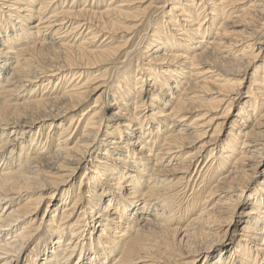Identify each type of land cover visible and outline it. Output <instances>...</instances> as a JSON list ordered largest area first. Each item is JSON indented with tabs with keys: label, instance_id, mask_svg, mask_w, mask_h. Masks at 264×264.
Wrapping results in <instances>:
<instances>
[{
	"label": "bare ground",
	"instance_id": "1",
	"mask_svg": "<svg viewBox=\"0 0 264 264\" xmlns=\"http://www.w3.org/2000/svg\"><path fill=\"white\" fill-rule=\"evenodd\" d=\"M49 1L54 0H39L38 4L37 0H25L24 4L19 0H0V43L3 53L13 54L16 62L11 79H0V93L13 94L17 85L14 90H5L13 79L24 80L32 72L35 75L34 80L27 81L32 87L22 103H0V134L12 137L9 145V140L0 145V153L10 150L13 155L15 148L20 147V159L13 161L10 156L0 167V264H72V257L76 259L73 264H109L115 253L111 264H208L214 251L222 248V252L228 245L232 256L229 261L223 258V264H264V0H164L158 8L153 0H129L99 13L72 7L57 12L52 6L38 20L46 19L45 29L51 30L53 36H63L60 41L56 38L57 43L53 38L37 42V26L28 27L27 22L34 14L45 12ZM134 4H141L137 8L141 13H128L131 9L126 7ZM152 7L161 11L155 13L154 21L151 17L144 23L149 32L142 34L146 41L139 47L142 53L135 65L141 72L135 78L134 101L129 98L130 84L124 82L128 68L114 81V90H110L119 106L105 120H120L122 130L135 131V142L132 138L127 142V133L120 136V131L115 130L113 135L106 134L98 121L104 113L98 102L106 98L110 82L99 84L102 77L90 84L89 79L82 84L80 81L86 70L103 66L115 57L123 58L120 64L126 63L131 55L129 47L119 59L120 46L90 49L86 45L97 38L95 29L101 33L106 29L118 31L115 34L126 37L128 45L133 31L143 25L146 11ZM64 28L66 31L60 33ZM85 30L84 34L91 36L89 41L81 38L78 45L65 42L70 35H81ZM21 42L23 46H19ZM16 46L20 47L18 51L13 49ZM48 56L59 62L48 65ZM0 58L3 69L7 61ZM106 72L105 68L103 75ZM248 77L249 88L242 99ZM67 79L74 84L66 87L64 94L44 96L48 93L44 85L39 88L44 89L41 95L35 96L36 84H61ZM149 83L153 92L159 94L167 88L169 94L166 92L167 101L161 110L152 112L154 119L144 120L147 107L158 101L148 88ZM94 95V105L60 129L55 153L44 144L36 150V138L26 139L24 126L62 125L70 113ZM82 117L86 121L80 138L70 146L69 132L72 126L77 128ZM152 124L154 127L149 130ZM228 128L227 136L220 139ZM64 133H68L65 138ZM102 133L108 138L100 143ZM33 149L37 155L30 158L29 150ZM203 156L207 158L201 171L206 169L207 178L201 194L206 191V199L202 202L204 195L199 194V202L188 198L187 207L177 216V204L173 202L181 192L178 189L177 193V187L187 183L192 171L196 173ZM82 164L85 170L76 194L69 196L70 203L66 204L68 196L60 200L64 205L61 214L57 221L50 220L51 227L47 226L57 240L38 242L34 250L22 257L27 245L41 237L44 218L37 224L39 206L55 205L52 198L58 187L68 185ZM28 170L31 172L26 173ZM93 180H99V185ZM256 185L262 189L247 200ZM90 192L92 199L86 195ZM101 197L108 201L103 209ZM129 205L134 210L132 217L127 218ZM243 206L239 217L237 211ZM152 209V216L144 217L146 210ZM58 211L57 208L55 216ZM183 216L186 220L180 223ZM98 228L95 235L93 230ZM64 239L68 240L62 247ZM55 247L62 251L61 261Z\"/></svg>",
	"mask_w": 264,
	"mask_h": 264
},
{
	"label": "rangeland",
	"instance_id": "2",
	"mask_svg": "<svg viewBox=\"0 0 264 264\" xmlns=\"http://www.w3.org/2000/svg\"><path fill=\"white\" fill-rule=\"evenodd\" d=\"M55 1V2H54ZM54 1H49V4H48V7L45 9V10H43V11H45V12H43V13H41V14H38L37 15V13L36 14H34V16H33V19H31V22L30 21H28L27 23V25H28V27L30 26V27H33V26H37V28H35L34 29V32L35 31H39L38 33H37V35H36V39H37V42L38 41H41V40H43L44 41V39L46 38H48V40H46V42H49V39H54L53 40V42L55 41L56 43L57 42H59L60 41V39H61V37L63 36V34H57L58 36H56V35H54L53 36V34H52V31L51 30H46L47 29V26H46V24H44L43 22V20H46V19H41V22H39L40 20H38L39 19V17H43L44 16V14H46V13H49L50 11H51V9H53V8H55V10L57 11V12H59V11H61L62 9H64V10H66L67 8H71L72 7V9H74V10H80V9H84V10H86L87 11V13H99L100 11L101 12H103V11H105L106 9H108V7L110 6V7H115V6H118V5H121V4H125V2L127 3V1H129V0H54ZM139 1V0H138ZM19 2H22L23 4L25 3V0H19ZM54 2V3H53ZM153 2H155V4L154 5H157L156 7L158 8V7H161L162 6V4H163V2H164V0H153ZM39 3V0H37V4ZM135 3H137V2H135ZM148 3H146V4H144L143 5V7L144 6H146ZM52 6H53V8H52ZM67 6V7H66ZM93 6V7H92ZM135 6V7H134ZM134 6L133 7H126V8H130L131 9V11L130 10H127V11H129L128 13H133V12H139V13H141V11L140 10H138L137 8H139V6H141V4H134ZM142 7V8H143ZM35 9V11H36V9L38 8V5H36L35 7H34ZM157 8H150L148 11H146L145 13L148 15L147 16V18L144 20V21H142V24L143 25H141L140 27H138V28H136L134 31H133V33H134V36H132V41H129V46L127 45V44H125V40L127 39L126 37V39L125 38H121L123 35L122 34H115L116 32H118V31H115V32H113L112 33V31H110V30H105V32H102L101 33V31L100 30H98V29H95L96 30V32H98V33H96V35H97V38L94 40V43H90V46H89V44H87L86 45V47H90V49H97L98 48V46H99V48H102V49H104V48H108V47H110V48H113V47H115V46H120L121 47V50L122 51H119V52H121L120 53V56H119V59H120V57L122 56H124V54H125V52H126V48L125 47H129V51H130V54L131 55H129V57H128V61L126 60V63H124V64H120L121 63V61L123 60V58L122 59H120V60H116V57H115V59L114 60H112V61H110L109 63H104L105 65H103V66H93L92 68H94V69H89V70H86L83 74H82V76H81V84L86 80V79H89V83L88 84H90V82H92L93 80H96L97 78L96 77H98V78H101V79H99L100 80V82H99V84L100 83H108V82H110V89H109V91H108V93H107V95H106V98L105 97H103V98H100L99 99V102H98V106L100 105L101 106V108H103L102 109V112H104L103 113V116H100L98 119V121H100V122H102V126H101V128H102V130H103V132H104V130H106V134H112L113 135V133L115 132V130L116 131H120L119 133H120V136H121V134L123 133V132H125V133H127V137L125 136V138L127 139L126 141L127 142H130V140H131V138H132V141H134L135 142V136H134V138L132 137L133 136V134H135V133H133V132H135V131H130V130H128V131H126V130H122V122L120 121V120H118V121H116V122H111L109 119L106 121L105 120V118H109V116L110 115H112L113 114V112L115 111V109L117 108V106H119V104H118V102H117V99H116V96H114L111 92H110V90H114V81L117 79V78H121L124 74H125V72H126V70L128 71V69H129V71H128V73L126 74V76H125V81L124 82H126L125 84H130V86H131V94L129 95V98L132 100V102L134 101V96H135V92L133 91L134 90V87L136 86V84H135V78H136V75H138L141 71L139 70V68L137 67V66H135L136 65V61L139 59V57H140V54L142 53L141 51H140V48L139 47H141V45H145V38L142 36V34H144L147 30H148V32H149V27L148 26H146L144 23H145V21L146 20H148V19H150L151 17H152V21H154L155 19H156V16H155V13H160V9H157ZM1 9V8H0ZM2 11H3V9H2ZM5 11V10H4ZM3 11V12H4ZM96 11V12H95ZM2 15H4V13H2ZM36 15V16H35ZM43 15V16H42ZM47 16V15H46ZM38 17V18H37ZM1 18V17H0ZM208 18H209V16H208ZM92 18H91V16L89 17V21L91 20ZM96 20L94 19L93 20V24L94 23H96L95 22ZM113 21H116V19H114L113 18ZM156 22V21H155ZM161 22H162V20H160L158 23L159 24H161ZM32 23V24H31ZM41 23H43V24H41ZM2 24V23H1ZM40 26H39V25ZM157 24V23H156ZM158 24V25H159ZM35 26V27H36ZM39 26V27H38ZM44 26V27H43ZM155 27V26H154ZM39 28H40V30H39ZM43 28V29H42ZM46 28V29H45ZM95 27H92V30L94 29ZM46 30V31H45ZM151 30V29H150ZM66 31V28H64L63 30H61V32L60 33H62V32H65ZM166 31L168 32V29L167 30H164V33H166ZM82 32V31H81ZM154 32V31H153ZM87 33V30H85V32H83L81 35H80V33H74V34H72V35H70V37H68L67 39H65L66 41L65 42H68L69 41V43H73V44H75V45H78L80 42H81V38H85V41H89L88 39H89V37H91V36H88V35H85V34ZM111 33V35H109ZM214 33V30L211 32V36H209V37H207V41H209L211 38H212V34ZM40 34V35H39ZM106 34V35H105ZM61 35V36H60ZM104 35V36H103ZM121 35V36H120ZM1 36H4V35H1ZM52 36V37H51ZM56 36V37H55ZM107 36H108V38H107ZM88 37V38H87ZM101 37V38H100ZM4 38H5V36H4ZM43 38V39H42ZM56 38H58V40L56 39ZM103 38V39H102ZM36 39H35V41H36ZM105 39V40H104ZM110 39H112V40H110ZM143 39V40H142ZM63 40V39H62ZM71 40V41H70ZM75 40H77L76 42L77 43H75ZM122 40V41H121ZM123 40H124V42H123ZM141 40V41H140ZM34 41V42H35ZM102 41V42H101ZM105 41H109L108 43L107 42H105ZM112 41V42H111ZM120 41V42H119ZM140 41V42H139ZM25 42V41H24ZM100 42V43H99ZM115 42V43H114ZM121 42H123V43H121ZM139 42V43H138ZM101 44V45H100ZM123 44H125V45H123ZM2 43H0V57H5V60L7 61L6 62V66L3 68V69H1L0 68V71L3 73H1V75H0V79H4L5 81L4 82H6L8 79L7 78H9L10 77V79H11V77H12V75H13V70H12V68H13V66L16 64V62H15V59L13 58L14 57V55L13 54H11V53H3V47H2ZM20 45H22L23 46V42H21L20 44H19V46ZM127 45V46H126ZM138 45H140V46H138ZM19 46H16L15 48H13L14 49V51H18V49L20 48ZM136 46H138L137 48H135ZM98 48V49H99ZM124 48H125V51H124ZM13 51V52H14ZM137 51H139V52H137ZM50 56V55H49ZM48 56V57H49ZM136 56V57H135ZM46 57V60H48V61H50V64H48V65H55L56 63H58L59 62V60H57V59H55V58H52V57ZM129 59H130V61H129ZM45 60V61H46ZM54 61V63H53V61ZM44 61V62H45ZM2 62V58H0V63ZM165 66H167V65H163V67H165ZM261 66H264V62L261 64ZM104 67V68H103ZM120 67V68H119ZM6 68V69H5ZM105 68H106V70H107V72L103 75V71H105ZM117 68H119V69H117ZM128 68V69H127ZM5 69V70H4ZM100 69V70H99ZM124 71H123V70ZM164 69V68H163ZM120 70V71H119ZM5 72V73H4ZM160 72V71H159ZM159 72H158V74H159ZM261 72V71H260ZM262 74V73H261ZM10 75V76H9ZM95 75V76H94ZM161 75V74H160ZM8 76V77H7ZM32 76H35L34 74H33V72L32 73H30L29 74V76H28V78H25L24 80L23 79H20V80H18V78H15V79H13L12 80V82H11V85L10 86H7V89H5V90H7V91H10V90H14V88L16 89V85H17V89L16 90H14V91H16V92H14L13 94L12 93H7V95L6 94H4L5 92H1L0 93V103H5V104H7V105H13L14 103H22L23 102V99L24 98H26V96H29V92H27L28 91V89L30 88V86L31 85H29L28 84V82L27 81H32V79L34 80V78H32ZM94 76V77H93ZM104 76V77H103ZM7 77V78H6ZM41 77V76H40ZM91 77H93V78H91ZM42 78V77H41ZM160 81L161 82H163V77L161 78L160 77ZM83 80V81H82ZM91 80V81H90ZM102 80V81H101ZM14 81V82H13ZM127 81L129 82V83H127ZM61 82V84H57V83H55V82H53V83H51L50 85H47V84H44V83H41V85H40V87L38 86L39 84H36L35 86L36 87H38L37 89L38 90H36V92L38 93V94H35V96H37V97H39L41 94V92L44 90V89H39V88H42L44 85H46L47 87L45 88V90H48V93L46 94V95H44V96H48V95H56V94H64L65 93V91L68 89H66V87H71L74 83H72L71 81H70V79H67V80H61L60 81ZM77 82H79V81H77ZM77 82H75V83H77ZM117 82V81H116ZM5 84V83H4ZM12 84L14 85V87L12 86ZM23 84V85H22ZM25 84V85H24ZM28 86H27V85ZM80 84V83H79ZM249 84H250V78L248 77V79L246 80V82L244 83V86H243V88H242V99H243V96L245 95V93L248 91V88H249ZM150 85H152V83L150 84H148V88L150 89V90H152V88L150 87ZM164 85H166V83H165V81H164ZM5 86V85H4ZM12 86V87H11ZM34 86V87H35ZM25 87V88H24ZM32 87V86H31ZM33 87V88H34ZM128 88H129V86H127V91H128ZM9 89V90H8ZM18 89H21V90H18ZM36 89V88H35ZM18 91V92H17ZM122 91V90H121ZM181 91V89H179V92ZM152 92H153V90H152ZM166 92L169 94V91L167 90V88H162V91H161V93H159V94H157L156 93V91H154L153 93L156 95V97H157V102H154V103H150V106L149 107H147V110L144 112V116H143V119L144 120H153L154 118L151 116V114H152V112H158L159 110H161V108L163 107V104H165V102L167 101V96L165 95L166 94ZM97 95V94H96ZM96 95H94V96H92V97H90V98H88V100H87V102L86 103H84V105L79 109V110H77V111H74V112H72V113H70L69 114V116H68V118H66V119H64L63 121H62V125H57V124H59V123H56L55 125H53V126H51V128H49V126H45V125H43V124H41V125H39V127H29L28 128V126H24V128H25V130H26V132H28V133H26V135H25V137H26V139H29L30 137H32V138H36V141L38 142H36L37 144H38V146L37 147H35V149L36 150H39L40 148V144H41V146H43V144H44V147L45 148H47L51 153L53 152V153H55V150H56V146H57V142H58V138H59V134H60V129L61 128H63V127H67L68 125H66L76 114H80V112H82L83 110H85L86 108H89V107H91V106H93L94 105V102L96 101ZM32 96V95H31ZM106 100V101H105ZM121 100H126V98H124V99H122L121 98ZM101 103V104H100ZM104 106V107H103ZM27 110H29V111H31L32 109L31 108H28ZM50 110H51V108H50ZM52 110H54V109H52ZM234 110H237V108L236 109H234ZM233 114H234V111H231ZM231 113V114H232ZM25 117V116H24ZM79 118V117H78ZM101 118V119H100ZM158 119H159V117H158ZM85 117H82V119L79 121V124H78V126H77V128H74L75 126H72V129L70 130V132H69V134H71V136H70V140L68 141V144L71 146V144H73V143H75L77 140H78V137L80 138V134H81V130L83 129V126H84V124H85ZM43 122H45V121H43ZM42 123V122H41ZM169 123H171V122H169ZM107 124H109L108 126H107ZM189 124L188 123H186V126H188ZM119 126H120V128H119ZM153 127H154V124H152V126H151V128L149 129V130H151V129H153ZM32 128V129H31ZM160 130H162V129H160ZM78 132V133H77ZM80 132V133H79ZM228 132H229V128L228 129H226L225 131H224V133H222V137L220 138V139H224V137H226L227 136V134H228ZM74 133V134H73ZM68 134V133H67ZM66 133H64V137L63 138H65L66 136L65 135H67ZM101 134V133H100ZM99 134V135H100ZM106 134H105V136H103V133H102V135L100 136V138H99V142L100 143H103L101 140L102 139H107L108 137H106ZM132 134V135H131ZM138 135V134H137ZM164 135V133L162 134V133H160V136H163ZM0 145H5V142H7L8 140V144L7 145H9L10 143V140L12 139V137H10L11 139H9L8 138V136H5L4 134H0ZM24 137V138H25ZM48 137H49V140H48ZM8 138V139H7ZM77 138V139H76ZM46 139V140H45ZM134 139V140H133ZM5 140V141H4ZM30 140V139H29ZM45 140V141H44ZM63 140H65V139H63ZM1 141H3V142H1ZM25 142V141H24ZM46 142V143H45ZM2 143V144H1ZM26 143V142H25ZM24 143V146L25 147H27L26 145H27V143L25 144ZM220 144H221V141H220ZM238 145V144H237ZM13 146H15V144L13 145ZM5 147V146H4ZM3 147V148H4ZM130 148H132V147H130ZM134 148H135V146H134ZM138 147H136V149H137ZM35 149H33V152H31L30 150H29V154H28V156L30 155L31 157L30 158H32V157H34V155L36 156L37 154L36 153H34L35 152ZM139 149V148H138ZM190 150H192V149H190ZM190 150H186V152H188V151H190ZM19 151H20V147H17V148H15V152L13 153V155H11V151L9 150V151H7V150H5V152H1L0 153V167H2L1 165H2V163H4L3 161L6 159V158H9L10 156H11V159L10 160H13V161H15V159H20V157H18L19 156ZM185 152V153H186ZM34 153V154H33ZM184 153V152H183ZM6 155V157H3V155ZM33 154V155H32ZM43 154H46V153H42V155ZM26 155V154H25ZM46 155H49L48 153L46 154ZM8 156V157H7ZM41 156V155H40ZM24 153L23 154H21V158H23V160H24ZM206 156H203V158L201 159V161L198 163V169L196 170V173L194 174L193 173V171H192V175L190 174L189 176H188V179H187V183H185V185H187L188 184V186L186 187L185 185H181V186H178L177 187V193H179L180 191V193L179 194H177L176 196H175V199H176V201H177V203H175L176 201H173L174 202V204H177L178 206H180V205H182V207L180 206L179 208L177 207V205H176V210L179 212V211H181V209L184 211V209L187 207V206H185L187 203H186V201L187 200H189L191 197L194 199V198H196V202H199L197 199H200V196L199 195H201V196H203L204 195V197H201V199H202V202H203V200H205L206 198H205V196H206V194H205V192L206 191H204V193L202 192V194H201V191H202V185L204 184V180H205V178H207V173H205L206 172V169L205 170H203V171H201V165L205 162V160H206ZM9 160V159H8ZM8 163H11V161H7ZM21 162H23V161H21ZM229 163V162H228ZM230 165V164H229ZM200 166V167H199ZM196 169V168H195ZM84 170H85V165L84 164H82L81 165V167L78 169V171L76 172V174H75V176H74V178L72 179V181L68 184V185H66V186H59L58 187V189H57V192L54 194V196H53V198H52V200L54 201V203H56L55 205L53 204L52 206H50V207H47L46 206V203H42L40 206H39V209H38V214H37V218L39 219L38 220V222H37V224L39 223V221L41 220V218L43 217L44 218V220H43V227L42 228H40V238H35L32 242H30L29 243V245H27V247H26V249H25V252L22 254V257H26L32 250H34L35 249V245L38 243V242H49L52 238H55V234H53L52 232H49V231H47V229H49V227H51V225L49 224V222H50V220H52V219H55L56 221H57V219L59 218V216H60V210H61V208L64 206L63 204H60V200L61 199H63L64 198V200H65V198H67V196H68V200H67V202H66V204L67 203H70V201H69V196H71V195H75L76 194V192H77V188H78V185L80 184V182H81V180H82V178H83V172H84ZM193 170H194V168H193ZM31 171H27L26 173H30ZM105 177V175L103 176V178ZM190 177V178H189ZM208 177H212V175L209 173V175H208ZM97 179H99V178H97ZM96 179V180H97ZM94 181V180H93ZM84 181H82V183H83ZM91 183H92V181H91ZM94 183H96V185H99V180H98V182H96V181H94ZM191 184V185H190ZM92 187V186H91ZM181 187V188H180ZM186 187V188H185ZM261 186H259V185H256V186H254L253 187V189H254V191L253 192H251L249 195H248V199L247 200H249L251 197H252V195L255 193V192H259V190L260 189H262V188H260ZM102 188V187H101ZM183 188H185V189H183ZM85 189V188H84ZM178 189H180L179 190V192H178ZM90 190H92L93 191V189H91L90 188ZM96 190H98V191H101L100 190V188H96ZM197 190V191H196ZM89 191V190H88ZM87 192V191H86ZM89 194V193H88ZM87 193H86V195L88 196V198H89V196L91 197V199L93 198V196H91V195H93V193H91L90 192V194L88 195ZM96 195H98V193H95ZM199 194V195H198ZM195 195V196H194ZM179 200H178V199ZM189 198V199H188ZM200 199V200H201ZM63 200V201H64ZM185 200V201H184ZM192 200V199H191ZM101 202H103L102 203V209H103V207H105V204L108 202V201H106V199L105 198H103V197H101ZM101 202H100V204H101ZM193 202H195V201H193ZM202 202H200V204L202 203ZM175 206V205H174ZM184 206H185V208H184ZM1 208L2 207H0V210H1ZM57 208H58V212L56 213V216H55V214H54V212H55V210H57ZM188 209V208H187ZM186 209V213L184 212V215H186L187 214V211L188 210H190V209H188L187 210ZM243 209H244V206L243 207H241L240 209H238V215H239V217H241L242 216V212H243ZM128 215H127V218H129V217H132V212H133V210H134V208H133V206L132 205H129L128 206ZM148 211V212H147ZM176 211V212H177ZM146 212L147 213H145V216L144 217H146V216H148V217H151L152 216V214H153V212H154V209H152L151 211L150 210H146ZM180 213L181 212H179V213H176V215L178 216V215H180ZM183 213V212H182ZM173 214V213H172ZM54 215V216H53ZM93 215H95V214H93ZM140 215V214H139ZM175 215V217H177ZM165 216H166V214H165ZM94 218H96L95 216H93ZM184 218L183 219H181L180 220V223L181 222H183L182 220H186V217L185 216H183ZM133 218H135V217H133ZM182 218V217H181ZM97 220L98 219H95L94 221H93V225L95 226L96 225V222H97ZM180 223H179V225L178 226H180ZM36 224V226H38ZM47 226H49V227H47ZM97 226V225H96ZM95 226V227H96ZM38 230V229H37ZM36 230V231H37ZM99 228L98 229H94L93 231L95 232V235H97L98 234V232H99ZM15 231H17V229H15ZM14 231V232H15ZM57 239L55 238V241H56ZM68 239H64L63 241H62V247H64L63 245L65 244V242L67 241ZM54 246H55V244H53ZM222 250V248H219V249H217L216 251H214L213 252V254L212 255H210V257H209V261H208V264H211V259H212V264H221L222 263V259L223 258H228V261H229V258L232 256V251L230 250V248H229V245H228V247L224 250V251H222V252H220ZM56 253H57V257H58V260L59 261H61L62 260V251H58V248L57 247H55V250H54ZM50 252V251H49ZM48 252V253H49ZM116 254V253H115ZM115 254L113 255V257L111 258V261L109 262V264H111V262H112V260L115 258ZM24 259V258H23ZM226 260V259H225ZM75 261H76V259H75V257L73 258L72 257V259H71V263L73 264V263H75ZM223 264V263H222ZM236 264H242V262L240 261V262H237Z\"/></svg>",
	"mask_w": 264,
	"mask_h": 264
}]
</instances>
